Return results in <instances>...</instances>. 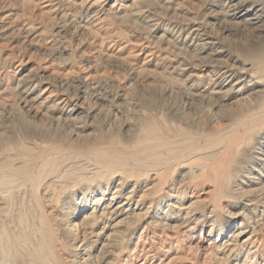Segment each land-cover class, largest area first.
I'll use <instances>...</instances> for the list:
<instances>
[{
	"label": "rangeland",
	"instance_id": "1",
	"mask_svg": "<svg viewBox=\"0 0 264 264\" xmlns=\"http://www.w3.org/2000/svg\"><path fill=\"white\" fill-rule=\"evenodd\" d=\"M238 1L0 0V264H264V0ZM128 195V229L90 216Z\"/></svg>",
	"mask_w": 264,
	"mask_h": 264
},
{
	"label": "bare ground",
	"instance_id": "2",
	"mask_svg": "<svg viewBox=\"0 0 264 264\" xmlns=\"http://www.w3.org/2000/svg\"><path fill=\"white\" fill-rule=\"evenodd\" d=\"M249 0H239L238 1V5L239 4H242V3H245V2H248ZM237 4H234V5H237ZM193 30H195V29H193ZM194 32V31H193ZM249 139V138H248ZM240 139H237L236 137H232V139H231V136L230 137H227V136H225L224 137V140H223V142H224V145H220L219 147H216L215 149H212L211 151H210V153L208 152V151H205V153H206V156L207 157H209V158H213L214 156L215 157H217L218 155H221V153L223 154V153H226L227 154V156L228 157H231L232 155H234V154H237L238 152H239V150H238V148L237 147H235L236 146V143L239 141ZM234 144L233 146H231V147H229L228 146V144ZM246 143H247V141H246ZM246 145V144H245ZM240 146V145H239ZM204 148H206L207 149V147H204ZM206 149H203V150H206ZM227 152H229V154L227 153ZM205 156V155H204ZM205 156V157H206ZM214 157V158H215ZM223 162H221L220 164H222ZM118 171V170H117ZM121 171V170H120ZM200 171V173L201 172H203L204 170H203V167H198V172ZM146 172V171H145ZM115 174H117V175H119V172L118 173H115ZM128 174V173H127ZM152 174H155V178H156V176H158L159 177V173L158 172H153ZM129 175V174H128ZM138 175H143L144 176V174H142V173H139ZM13 180L14 179H12V180H3V179H0V184L1 185H6V184H9L10 183V181H12L13 182ZM8 182V183H7ZM16 182V181H15ZM14 183V182H13ZM155 184H157V183H155ZM155 184H154V186H155ZM153 186V187H154ZM152 186L151 187H149V189H152L153 188ZM262 188L264 189V184H263V186H262ZM13 189V188H12ZM10 190V189H9ZM264 192V191H263ZM145 195V194H144ZM130 196L131 195H128L126 198H127V200H124V201H122V202H120V203H117V204H115V205H112V202H109V203H107L106 205H104V206H101V207H99L98 206V209L97 210H93V213L90 215V216H92V217H94L95 218V220H97V219H99V217L100 218H106V219H109V218H112L113 216H115L116 214H118V212H120L122 209H124L125 210V213H127V214H125L124 216H125V218H126V220L129 218L130 219V217H131V214H132V212L135 210V209H130V210H128V209H125V206L128 204V199L130 198ZM143 198V196L140 198V200ZM250 202H252V201H250ZM187 208V207H186ZM189 212V211H188ZM188 212H187V214H188ZM132 218V217H131ZM136 219V218H135ZM262 219V218H261ZM122 220H123V222L122 223H124V218H122ZM139 221V220H138ZM263 221V220H262ZM262 221H260V223H262ZM119 223V222H118ZM130 224H134L132 221H131V219L128 221V227H127V229L130 227L129 225ZM263 224V223H262ZM76 226V225H75ZM121 234H122V236H121V238L119 239V242L118 243H122L123 241H124V230L121 232ZM87 235H88V233H86V232H84L83 234H82V243H84L85 241H86V238H87ZM116 235V234H115ZM244 236V232L243 231H241V232H239L238 234H236L231 240H229L228 242H227V244L225 245V246H223L222 248L223 249H230L231 250V248H233L234 247V245L237 243L238 244V242H240V239L242 238ZM246 239H244L243 241H245ZM43 242V241H42ZM41 246V245H40ZM41 248V247H40ZM43 251H41V253L42 252H44V244H43ZM137 249V248H136ZM116 250V249H115ZM226 251V250H225ZM118 253V252H117ZM137 253V252H136ZM43 254V253H42ZM46 254V253H45ZM48 257V256H47Z\"/></svg>",
	"mask_w": 264,
	"mask_h": 264
}]
</instances>
